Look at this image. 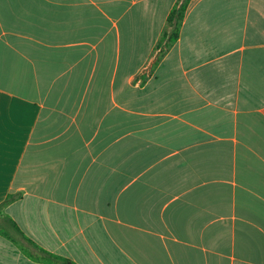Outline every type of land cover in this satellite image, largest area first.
Listing matches in <instances>:
<instances>
[{
    "label": "crops",
    "instance_id": "crops-1",
    "mask_svg": "<svg viewBox=\"0 0 264 264\" xmlns=\"http://www.w3.org/2000/svg\"><path fill=\"white\" fill-rule=\"evenodd\" d=\"M179 1L0 0V264H264V0Z\"/></svg>",
    "mask_w": 264,
    "mask_h": 264
},
{
    "label": "trees",
    "instance_id": "trees-1",
    "mask_svg": "<svg viewBox=\"0 0 264 264\" xmlns=\"http://www.w3.org/2000/svg\"><path fill=\"white\" fill-rule=\"evenodd\" d=\"M188 7V0L179 1L171 10L168 18H167V30L162 34L160 40L156 45V50L160 51V59L165 53L173 46V44L178 40L179 31L182 24V21L185 16V12ZM11 198H7L2 204H0V216H2V211L5 206L9 203ZM7 220L11 223V225L20 232L17 228L16 224L7 217Z\"/></svg>",
    "mask_w": 264,
    "mask_h": 264
}]
</instances>
